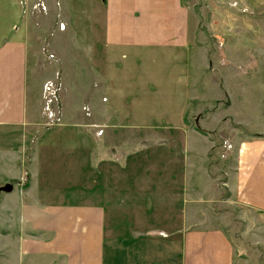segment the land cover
Instances as JSON below:
<instances>
[{"label": "rangeland", "instance_id": "obj_1", "mask_svg": "<svg viewBox=\"0 0 264 264\" xmlns=\"http://www.w3.org/2000/svg\"><path fill=\"white\" fill-rule=\"evenodd\" d=\"M105 1L0 0V25L9 19L26 32L36 124L0 127V264L24 262V226L18 205L5 202L7 184L25 188L33 175L69 200L81 190L116 198L127 228H144L131 218L138 213L157 229L165 226L162 191L176 185L177 172L200 190L209 182L200 176L228 168L239 138L264 135V0H182L190 46L154 51L104 45ZM209 141L201 160L192 146ZM75 158L84 159L81 179ZM224 181L213 182L218 189L199 213L214 216L240 248L237 264L243 256L264 264V218L229 202Z\"/></svg>", "mask_w": 264, "mask_h": 264}, {"label": "crops", "instance_id": "obj_2", "mask_svg": "<svg viewBox=\"0 0 264 264\" xmlns=\"http://www.w3.org/2000/svg\"><path fill=\"white\" fill-rule=\"evenodd\" d=\"M189 14L182 0H106L104 45L128 51L184 50L191 44ZM13 25L9 19L0 25V127L26 131L36 126L29 121L28 42L25 29L19 26L14 30ZM258 126L264 129V119ZM239 140L240 146L232 151L231 163L223 174L200 176L209 180L200 190L188 181L184 171L177 172L176 185L162 191L165 226L157 229L147 228L152 224L138 213L131 218L144 228H127L125 217L115 212L123 209L116 198L95 200L81 190L75 193L79 197L69 200L63 191L43 189L40 181L35 184L33 175L27 187L17 183L5 202L17 204L20 210L19 224L24 226V237L19 240L21 263L237 264L240 248L221 225L212 221L214 216L199 212L204 197L218 189L213 182L224 177L229 202L264 218V135ZM192 147L202 160L211 143L195 142ZM186 158L187 165L196 166L197 157ZM75 160V174L81 179L84 169L79 168V162L83 166L84 159ZM103 163L99 166L102 172ZM241 258L239 264H249L248 258Z\"/></svg>", "mask_w": 264, "mask_h": 264}, {"label": "water", "instance_id": "obj_3", "mask_svg": "<svg viewBox=\"0 0 264 264\" xmlns=\"http://www.w3.org/2000/svg\"><path fill=\"white\" fill-rule=\"evenodd\" d=\"M13 189V185L12 184H7L6 186L3 187V190L10 192Z\"/></svg>", "mask_w": 264, "mask_h": 264}]
</instances>
